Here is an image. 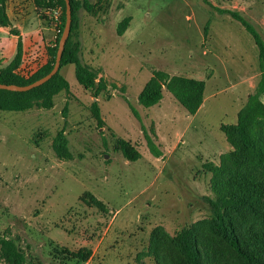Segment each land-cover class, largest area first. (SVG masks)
I'll use <instances>...</instances> for the list:
<instances>
[{
  "label": "rangeland",
  "instance_id": "374dc122",
  "mask_svg": "<svg viewBox=\"0 0 264 264\" xmlns=\"http://www.w3.org/2000/svg\"><path fill=\"white\" fill-rule=\"evenodd\" d=\"M88 1L92 11L78 12L80 59L106 88L94 97L68 64L59 70L68 89L24 111L0 110V236L38 264H184L174 238L185 228L209 258L203 264H239L215 233L208 200L250 180L264 191V94L249 116L255 145L241 151L227 127L260 80L258 49L219 10L237 11L264 41V0ZM52 9H42L45 20L34 0H6L12 28L0 27V66L16 51L12 29L23 46L20 73L48 59L60 23ZM172 76L204 83L195 114L166 88ZM157 77L162 99L144 107L138 95ZM121 144L139 158L124 157ZM226 214L241 229L263 222ZM82 248L91 249L86 262L72 255Z\"/></svg>",
  "mask_w": 264,
  "mask_h": 264
},
{
  "label": "trees",
  "instance_id": "16d2710c",
  "mask_svg": "<svg viewBox=\"0 0 264 264\" xmlns=\"http://www.w3.org/2000/svg\"><path fill=\"white\" fill-rule=\"evenodd\" d=\"M71 6L72 23L70 34L65 43L60 60V68L68 64L74 65V75L77 82L85 89L90 90L94 97H97L105 88L104 80L97 81V74L90 67L84 64L80 59L81 43L78 39V12L85 9L90 12L93 4L88 0H69ZM209 4L208 0H203ZM38 8L39 17L47 19L41 11L42 9L55 7L58 4L61 7L59 15V30L52 47L48 48V59L39 65L35 71L28 76L20 73V65L23 60V46L21 36L15 29L14 34L18 36L16 51L12 59L0 66V83L27 85L43 77L53 67L58 41L65 23V1L64 0H34ZM228 12L232 18L238 20L244 28L252 35L258 49V65L260 68V80L255 91L248 96L247 103L239 110L237 122L234 126L227 127V133L236 136L235 145L241 151L253 149L255 140L249 133V116L254 106L259 102V97L264 94V41L256 32L253 26L244 19L237 11L219 10ZM0 27L12 28L11 21L6 11V0H0ZM127 27L118 25L117 32L123 33ZM13 33V32H12ZM58 72L43 84L27 91L15 92L0 89V110L1 111H24L30 109L34 104L46 102L51 96L61 89H68V82ZM159 75V74H158ZM161 79H165L162 77ZM159 78L151 79L138 95V102L144 107H150L157 104L162 99V85ZM166 88L174 95L179 103L187 110L189 114H195L200 107L203 99L204 83L202 81L185 78L181 76H172L166 78ZM49 106V105H47ZM135 116H138L137 110L130 106ZM93 111L98 121H101L99 108L96 102L93 103ZM147 144L150 151L155 156H160L161 152L153 141L147 136ZM119 150L128 160L135 161L140 154L129 145L121 144ZM239 189L219 192L215 200H208L211 210V223L216 235L223 244L235 253L239 264H264V210H261L264 200V191L256 180H250L245 186L238 184ZM93 204L104 208L101 201L94 198L89 193ZM85 199V198H84ZM231 210L242 216L243 211L251 217H263L260 229L251 226L248 229H241L232 216H226V211ZM182 255L184 264H203V258L209 259L205 252L191 239L188 229H182L174 238ZM73 257L82 262L88 261L91 257V249L82 248L72 253ZM207 255L209 256L208 252ZM0 258L5 264H38L36 261L27 257L16 242L10 238L0 236Z\"/></svg>",
  "mask_w": 264,
  "mask_h": 264
},
{
  "label": "water",
  "instance_id": "95a60500",
  "mask_svg": "<svg viewBox=\"0 0 264 264\" xmlns=\"http://www.w3.org/2000/svg\"><path fill=\"white\" fill-rule=\"evenodd\" d=\"M64 1H65V23H64L63 31H62L61 36H60L59 41H58L55 61H54L53 67L50 70V72H48L43 77H41V78L37 79L36 81H34L30 84H27V85L0 83V89L8 90V91H15V92L27 91V90H30L34 87H37V86L43 84L44 82L49 80L53 75H55L58 72V70L60 68V60H61L62 52L64 50L67 38L70 34L71 23H72L70 1L69 0H64Z\"/></svg>",
  "mask_w": 264,
  "mask_h": 264
},
{
  "label": "built area",
  "instance_id": "2783aa9c",
  "mask_svg": "<svg viewBox=\"0 0 264 264\" xmlns=\"http://www.w3.org/2000/svg\"><path fill=\"white\" fill-rule=\"evenodd\" d=\"M61 13V8L56 5L51 11H50V17L55 21L57 22L58 21V18H59V15Z\"/></svg>",
  "mask_w": 264,
  "mask_h": 264
}]
</instances>
